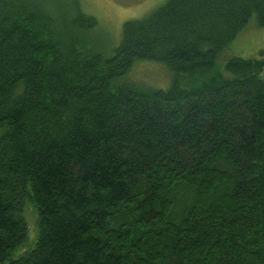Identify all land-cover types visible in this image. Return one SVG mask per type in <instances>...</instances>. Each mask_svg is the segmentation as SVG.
<instances>
[{
    "label": "trees",
    "instance_id": "trees-1",
    "mask_svg": "<svg viewBox=\"0 0 264 264\" xmlns=\"http://www.w3.org/2000/svg\"><path fill=\"white\" fill-rule=\"evenodd\" d=\"M251 20L166 0L108 52L80 0H0V264H264V57L225 59Z\"/></svg>",
    "mask_w": 264,
    "mask_h": 264
},
{
    "label": "rangeland",
    "instance_id": "rangeland-1",
    "mask_svg": "<svg viewBox=\"0 0 264 264\" xmlns=\"http://www.w3.org/2000/svg\"><path fill=\"white\" fill-rule=\"evenodd\" d=\"M166 0H80L83 10L97 18L104 37L103 43L108 50H112L120 39L122 23L127 19L140 18ZM227 58L238 56L242 58L264 57V26H259L251 20L231 41L225 50ZM224 59V60H225ZM224 60L222 62H224ZM171 71L163 64L152 60H140L133 63L126 79L155 88H165L171 80ZM23 215L27 222L28 236L21 248L14 256L25 249L33 247L38 235L37 211L31 201L25 198Z\"/></svg>",
    "mask_w": 264,
    "mask_h": 264
}]
</instances>
